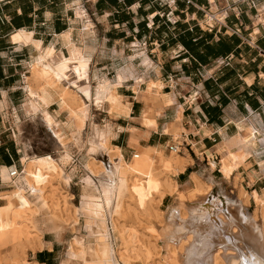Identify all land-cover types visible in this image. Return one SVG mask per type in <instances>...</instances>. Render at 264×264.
Wrapping results in <instances>:
<instances>
[{"label": "crops", "instance_id": "obj_1", "mask_svg": "<svg viewBox=\"0 0 264 264\" xmlns=\"http://www.w3.org/2000/svg\"><path fill=\"white\" fill-rule=\"evenodd\" d=\"M77 7L90 16L96 33L103 30L106 44L124 52L135 41L144 44L160 68L158 76L152 75L165 82L163 92L184 104L183 124L190 132L183 137L185 169L176 177L181 187L194 185L193 174L206 180L208 152L228 165L217 150L223 134H234L246 122L264 127V0H0V168L19 169L26 147L17 129L4 135L27 73L21 70L27 46L19 47L12 34L24 29L43 45L54 44L58 35L75 30ZM126 96L132 109L130 116H123L127 124L122 127L140 130L133 140L145 147L174 146L171 136L162 132L163 121H172V108L164 110L166 118H159V130L146 135L140 121L144 99ZM120 132H127L126 141L118 134L112 142L125 154L128 147L133 150L130 132ZM259 144V154L245 160L249 165L240 167L241 173L260 169L264 142ZM215 173L219 167L212 171L216 179Z\"/></svg>", "mask_w": 264, "mask_h": 264}, {"label": "rangeland", "instance_id": "obj_2", "mask_svg": "<svg viewBox=\"0 0 264 264\" xmlns=\"http://www.w3.org/2000/svg\"><path fill=\"white\" fill-rule=\"evenodd\" d=\"M82 10L83 9L81 7L76 8L77 18H74L77 21V26L75 27V30L70 28L66 31H71L73 41L78 44L75 52L76 59L80 55L81 46L86 47L89 51L88 76H78L73 72L71 62L69 61V52L61 43V34L56 37V42H54V44L43 45V41L40 40L42 41V46L44 48L48 46H54L56 53H59L62 49L64 50V57L56 54L48 60H45L42 64V67H44L49 73L59 77L61 80V86L63 85L62 88L70 89L75 93L74 96L76 99L84 103V107L86 106L85 118L83 121L81 119L78 121L81 128L79 141L77 138L74 139L71 132L69 131L66 134L68 139H60L56 132L54 133L53 128L47 125L45 117V113L48 112L62 124H70V119L75 113L73 111L78 109L79 105L76 103L73 105V108L63 105L60 106L59 101L55 100L50 102L47 106H43L39 105V103L34 98H31L28 91L30 84L34 81V77H32L33 74L31 72V65L38 56V51H36L34 46L31 44L26 45L17 43L19 47L27 46L25 48L27 62L24 63V66L21 69L23 72H27L24 76L25 90L20 100H18V105H16L17 110H13L10 113L8 121L6 122L7 127L10 130L4 133V135H7L12 132V128H15L18 130V132L23 133L25 137V153L22 155L20 167L19 169H16V173L22 169L24 158L38 162L48 157L58 163L57 165L61 168L62 172L60 177H54L51 179L52 186L47 189L46 194L49 195L50 207H47L44 202L39 199L37 194L29 193V201L30 204H32L31 207L37 209V212H35L34 216L32 217L34 220L33 233L37 232L40 235L41 244H39L37 247L26 246L24 248L25 250L23 256L21 249H15V247L11 244L5 243L0 247V260L2 264H9L11 260H17L23 264L24 262L27 264H36L37 253L43 250H48L53 251V253L46 254L45 258L52 264L84 263L86 259L85 253L82 250L80 251V248H77L74 243L76 240H79L83 241L85 246L91 245L94 247L96 245V235L94 234V231L97 228L96 218L94 215L86 211L83 204L84 202L88 201L90 194H94L95 196L92 198L95 199L98 204L103 206L106 222L110 231L109 241L112 244L115 257H117L118 260H121L123 256L129 261L128 264H175L176 262L173 260L172 251H170L173 250L174 247H172L171 243L166 241L164 237L161 236V231L159 229L163 230L166 227L165 224L168 222L167 217L169 216L171 209L176 208V206H181V192H184V195L189 196V191L193 186L196 185L195 181L194 185L191 187L188 185V187L186 186L185 188H182L178 183L177 190H175L173 193L166 192L163 197L160 198L159 194L153 195L154 197H148L144 181L142 179H134L133 188L135 190L133 189L132 196L131 194H127L125 197V210L123 211L126 212L119 214L122 215L119 217L118 214L112 211L109 212L108 208L106 207L105 194L101 184L102 175L100 173L94 174L88 166V163L94 162L96 165L102 164L111 167L109 164L110 159L106 153H101L99 151L92 152L90 150L95 127L100 129L110 128L112 132L109 141L110 144L115 147L118 146H116L112 141L118 134H120L121 140L123 139L126 141L127 139V132L120 131H129L130 140L134 137V135H137L140 132V130L136 129L135 127H122V125L124 126L127 124L126 122H123L124 115L115 116L110 114L106 99L104 101L97 102L95 96L98 82L104 77L114 81L118 78V73L121 71V69L130 66L143 74L147 81L154 77L152 74L155 73V67H158V65L154 61V58L146 50L145 45L139 41H135L134 43L128 45V48L125 52L124 49L117 50L113 44H106L104 39L101 38L103 36V30L98 29V32L96 33L95 23L92 21L90 16L84 12L85 10ZM224 19V15L219 17L220 21H223ZM18 32L27 34L30 33L34 35L33 32H29L24 29L15 31L11 37L14 43L16 42L14 41L13 37ZM57 42L58 45L56 46ZM130 46L133 48V52ZM62 59H65L66 61H62ZM144 61H148L150 65H147ZM146 81L141 85H137L134 79L129 78L123 80L117 87V92L123 96V102L130 108V114L128 116L131 115L132 106L129 97L126 95H134L136 98L144 99L145 107L142 110L140 119L142 118L143 111L147 109L146 107L152 105V107H150L148 110L154 115L157 125V128L153 131H157L160 128L159 118H166L164 109H167L168 107L172 108L173 113H170V116H168L172 117V121L167 123L166 120L163 121L162 132H169L168 134L175 143L174 146L179 145L181 155L182 150H186L182 146L184 144L183 136L186 138V135L189 134L190 130L186 129L185 132H182V137L180 136V139L178 138L179 140L175 141L172 138V133L170 132L172 127L169 129L166 127V125L172 123L176 124L178 114L176 106H178V104L182 105L184 112V104L180 103L177 99V102L170 106H165L164 108L154 105V102L151 99L152 94L147 90L148 88ZM163 83L165 84V82ZM140 106L142 107V105ZM139 112H141L140 107ZM140 121L142 123V119ZM142 128H144L143 123ZM239 131L240 128L238 129V132ZM238 132L236 131L231 135V137H233V135L235 136V134ZM144 133L148 135L151 132L146 133L144 128ZM226 135L227 134H223L224 137ZM260 136L259 138L263 137L261 134ZM131 141L130 146L133 147V150L128 147L124 154L123 149L120 147L126 161H130L133 152L138 147V142H135L136 140ZM223 142L224 140L221 141L218 148L223 144ZM226 144L230 145L231 141H227ZM258 145L257 151H254L253 154L248 156V159L259 154ZM174 146L169 147L168 144L158 145V147L163 149L164 153L166 154L171 152L173 150L172 147ZM65 155L70 156L68 161L63 160ZM188 157L189 161H192L189 155ZM208 157H210L209 160H211L214 165H212L210 162V173L207 175L206 180H203L201 177L195 174H193V176H196L200 182L204 184V187L205 185L210 184L213 180V192L215 191V193H217L223 191V193L229 195L233 199H236L238 194H240V189H243L244 192H246L242 196L244 198V203L248 199V202L245 204L246 212L249 215H255L258 224L262 225L264 218L261 217V214L264 213V208L257 207L255 198L256 196H260L264 200V170L261 165V162L264 160H258L261 169H258L257 172L253 171L247 173L242 171V173H244L243 177L239 169L242 166L247 167L249 165L247 162L248 159L247 161H244L243 164H240L241 166L233 164V166L231 164L223 166L220 164V162H218V160H216L215 154L212 156L211 153H209ZM228 166H230L231 170H229L230 168ZM216 167H219L220 173H215V179L212 171L215 170ZM158 170L160 172L161 169ZM16 173L15 175L12 173V175L16 176ZM180 173L181 171L174 175L176 181V177ZM157 176L158 179L161 178V182L166 178V174H162L161 172L160 175ZM257 176L259 177L256 178ZM0 180V185L3 187V189L0 190L1 193L4 192L9 194L15 190L14 181L3 183L1 175ZM231 180L234 184L231 182ZM160 181L156 180L157 183ZM51 189H53V191H51ZM183 189L185 190L183 191ZM140 194H143V199L140 198ZM152 197L154 201H151ZM5 207V199L0 196V208L5 209ZM115 219L119 228L122 230L120 231L121 235H124V241L121 238L118 229L114 228L113 226L115 224ZM177 249L179 250L180 246L177 247L176 250ZM175 258H177V256H175ZM116 264L119 263L116 262ZM121 264L123 263L121 262Z\"/></svg>", "mask_w": 264, "mask_h": 264}, {"label": "bare ground", "instance_id": "obj_3", "mask_svg": "<svg viewBox=\"0 0 264 264\" xmlns=\"http://www.w3.org/2000/svg\"><path fill=\"white\" fill-rule=\"evenodd\" d=\"M60 38L62 45L69 52V61L73 72L78 76H88V49L81 46L80 55L76 59L75 52L78 44L73 41L71 31L61 33ZM13 39L18 44H31L38 51V56L31 65L34 81L28 88L30 97L43 106H47L55 100L59 101L60 106L73 108L76 103L79 105V108L73 111L75 113L70 119V124H62L50 113H45L47 125L53 128L54 133L56 132L60 139H68L66 134L69 131L74 139L77 138L79 141L81 128L78 121L80 119L83 121L85 118L86 106L84 107V103L76 99L74 92L70 89L62 88L63 85L61 86L59 77L49 73L42 67L45 60L56 54L64 57V50L62 49L59 53H56L54 46L44 48L42 41L34 39L33 34L30 33L18 32ZM62 61L66 60L62 59ZM144 62L150 65L148 61ZM154 71L155 76L160 74L158 67H155ZM155 76L146 81L145 76L131 66L123 68L119 71L116 80L112 81L104 77L98 82L95 99L97 102L106 99L110 114L128 116L130 108L123 102V96L117 92V87L123 80L132 78L137 85L147 82V90L152 94L150 96L154 105L162 107L163 105L177 102L176 95L165 94L162 91L165 84L158 79L159 77L156 79ZM176 107L179 122L178 124H171L172 129L170 132L172 133V138L178 141L179 137L183 135L182 132L186 131V128L183 124V106L178 104ZM141 119L146 133L152 132L157 128L154 115L148 109L143 111ZM239 128L240 131H237L238 133L235 136L226 135L223 139V144L218 148L222 163L228 165L243 164L248 159V156L257 151V145L264 142V127L247 124L246 122L239 125ZM111 132L110 128L100 129L95 127L90 149L92 152L106 153L110 159L109 164L111 167L102 164L96 165L94 162L88 163L90 170L94 174L100 173L102 175L101 184L109 212L112 211L118 215L126 212L123 211L125 210V197L127 194L132 196L134 179H142L144 181L148 197L159 194L160 198H162L166 192L173 193L178 189V182L175 180L174 175L185 169L184 162H186L180 155L179 145L174 146L173 150L166 154L158 146L145 147L137 143L138 147L133 152L130 161H126L121 148L110 144ZM260 134L263 135L262 138H259ZM227 141H231V144H226ZM69 158V155H65L63 160L68 161ZM57 164L49 157L38 162L24 158L23 167L16 173V176H13L12 170L9 171L7 167L0 168L3 183L15 182V190L9 194L0 192V196L6 202L5 209L0 208V247L5 243H9L15 249H21L24 256V248L26 246L37 247L41 244L40 235L37 232L33 233L34 220L32 217L37 212V209L31 207L29 193L37 194L39 199L47 207H50L49 195L46 194L47 189L52 186L51 179L60 177L62 172ZM211 164L214 165L212 162ZM261 165L264 170V161L261 162ZM230 166L228 167L230 168ZM158 169H161L160 172L162 174H166V178L162 182L160 181L161 178L158 179L157 176L160 175ZM193 179L196 185L191 190L189 189V196L181 192V206L171 209L167 217L168 222L165 224L166 227L163 226L165 227L163 230L159 229L161 236L174 247L170 251H172L175 264H264V221L262 225H259L256 216L249 215L246 212L245 204L248 199L244 203V198L242 197L246 192L240 189V194H238L236 199H233L223 193V191L213 192V180L204 187V184L196 176H193ZM156 180L160 182L157 183ZM93 196L95 195L90 194L88 201L83 204L86 211L96 218L97 228L94 231L96 245L94 247L91 245L85 246L83 241L79 240L74 243L77 248H80V251L82 250L85 253L86 259L82 263L116 264L118 262L121 264L122 262L123 264H128L129 261L123 256L121 260L115 257L114 249L109 241L110 231L103 206L98 204L92 198ZM140 196V198H144L143 194H140ZM255 200L257 207L264 208V200L260 196H256ZM261 217L264 218V213L261 214ZM114 222V228L118 229L124 241V235H121L122 230L119 228L116 219ZM179 246L180 249L176 250ZM0 264H2L1 260ZM9 264L23 263L11 260ZM24 264L27 263L24 262ZM36 264L45 263L37 261Z\"/></svg>", "mask_w": 264, "mask_h": 264}, {"label": "trees", "instance_id": "obj_4", "mask_svg": "<svg viewBox=\"0 0 264 264\" xmlns=\"http://www.w3.org/2000/svg\"><path fill=\"white\" fill-rule=\"evenodd\" d=\"M190 169L187 170V172H189ZM53 251H48V250H43V251H40L37 253V260L40 262V263H47V264H52L50 263L46 258H45V255L46 254H52Z\"/></svg>", "mask_w": 264, "mask_h": 264}, {"label": "built area", "instance_id": "obj_5", "mask_svg": "<svg viewBox=\"0 0 264 264\" xmlns=\"http://www.w3.org/2000/svg\"><path fill=\"white\" fill-rule=\"evenodd\" d=\"M172 148H173V147H172ZM16 171H17L16 169H15V170H12L13 175H15Z\"/></svg>", "mask_w": 264, "mask_h": 264}]
</instances>
